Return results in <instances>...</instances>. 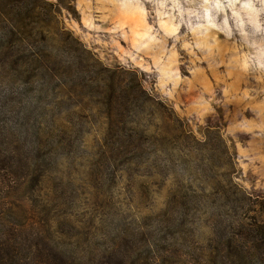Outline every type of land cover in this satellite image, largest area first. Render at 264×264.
I'll list each match as a JSON object with an SVG mask.
<instances>
[{
	"label": "rangeland",
	"instance_id": "1",
	"mask_svg": "<svg viewBox=\"0 0 264 264\" xmlns=\"http://www.w3.org/2000/svg\"><path fill=\"white\" fill-rule=\"evenodd\" d=\"M263 233L264 0H0V264H264Z\"/></svg>",
	"mask_w": 264,
	"mask_h": 264
},
{
	"label": "trees",
	"instance_id": "2",
	"mask_svg": "<svg viewBox=\"0 0 264 264\" xmlns=\"http://www.w3.org/2000/svg\"><path fill=\"white\" fill-rule=\"evenodd\" d=\"M257 228L260 229L259 226H258ZM263 234H264V233H263ZM256 248H257V249H259V248H263V249H264V243H260V244H258V245L256 246Z\"/></svg>",
	"mask_w": 264,
	"mask_h": 264
}]
</instances>
